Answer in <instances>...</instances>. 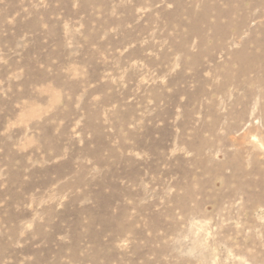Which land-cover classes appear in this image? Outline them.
<instances>
[{
	"label": "rangeland",
	"instance_id": "1",
	"mask_svg": "<svg viewBox=\"0 0 264 264\" xmlns=\"http://www.w3.org/2000/svg\"><path fill=\"white\" fill-rule=\"evenodd\" d=\"M0 264H264V0H0Z\"/></svg>",
	"mask_w": 264,
	"mask_h": 264
}]
</instances>
